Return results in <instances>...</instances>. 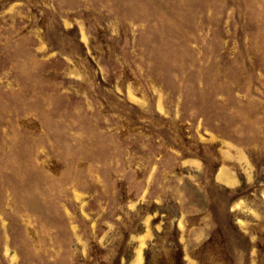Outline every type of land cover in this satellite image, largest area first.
Wrapping results in <instances>:
<instances>
[{
	"label": "rangeland",
	"instance_id": "1",
	"mask_svg": "<svg viewBox=\"0 0 264 264\" xmlns=\"http://www.w3.org/2000/svg\"><path fill=\"white\" fill-rule=\"evenodd\" d=\"M0 264H264V0H0Z\"/></svg>",
	"mask_w": 264,
	"mask_h": 264
}]
</instances>
